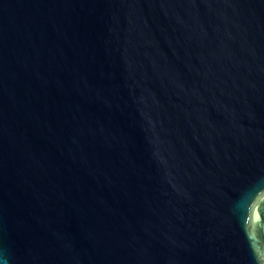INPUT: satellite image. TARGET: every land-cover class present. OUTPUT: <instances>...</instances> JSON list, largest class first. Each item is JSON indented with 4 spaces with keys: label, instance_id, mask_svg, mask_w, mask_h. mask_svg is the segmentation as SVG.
<instances>
[{
    "label": "water",
    "instance_id": "obj_1",
    "mask_svg": "<svg viewBox=\"0 0 264 264\" xmlns=\"http://www.w3.org/2000/svg\"><path fill=\"white\" fill-rule=\"evenodd\" d=\"M0 264H264V0H0Z\"/></svg>",
    "mask_w": 264,
    "mask_h": 264
}]
</instances>
